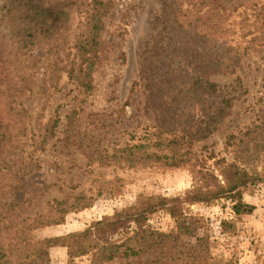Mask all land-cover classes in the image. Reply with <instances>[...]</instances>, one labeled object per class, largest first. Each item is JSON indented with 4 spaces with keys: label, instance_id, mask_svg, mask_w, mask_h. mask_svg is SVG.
Returning <instances> with one entry per match:
<instances>
[{
    "label": "trees",
    "instance_id": "1",
    "mask_svg": "<svg viewBox=\"0 0 264 264\" xmlns=\"http://www.w3.org/2000/svg\"><path fill=\"white\" fill-rule=\"evenodd\" d=\"M117 2L0 0V264H29L33 259L50 261L51 250L62 239L39 241L35 231L92 206L95 194H103L111 183L95 180L97 191L92 196L84 192L66 194L63 199L46 203L43 210L42 205L36 204V213L28 211L33 203L29 194L20 200H7L15 173H22L30 162L39 167L40 155L54 141V146L61 144L68 151L90 140V148L99 147L91 163L106 169L188 165L198 168L199 180L191 195L141 202L134 209L133 219L162 209L173 219H186L191 206H207L226 198L231 200L237 219L223 220L222 234L236 236L239 219L253 215L256 210L254 205L244 202L243 196L264 185V170L251 172L236 158L232 162L226 158L215 160L209 166L208 162L217 155L212 153L207 159H199L194 148L220 129L235 101L224 98L211 114V109L205 106L206 98L216 94L218 84L207 83L206 79L234 74L247 57L264 53V0H243L233 8L220 0H160L161 15L154 25L155 30L163 26L159 31L160 45H147L143 72L132 87L134 91L144 85L145 108L154 114L155 124L143 134L127 132L129 138L124 142L115 140L106 144L107 131L97 136L100 125L105 127V123L93 119L95 114L88 115L84 104L97 89L95 74L105 55L102 41L105 20L116 9ZM49 8L56 11L55 28L42 19ZM63 77L80 93L68 111L60 136L59 110L50 112L46 122L42 114L50 91L58 90ZM35 93L39 104H44L40 114L25 101ZM258 121L241 138L231 134L227 150L233 147L242 152L246 145L250 149V144L264 142V104L259 108ZM258 129L262 130L260 136L255 135ZM66 163L55 162L57 173L65 170ZM184 234L192 235L188 228ZM179 237L175 232L140 228L122 242L101 246L91 264L130 262L150 253L157 255L156 264H238L234 259L214 258L201 252L185 261Z\"/></svg>",
    "mask_w": 264,
    "mask_h": 264
},
{
    "label": "rangeland",
    "instance_id": "2",
    "mask_svg": "<svg viewBox=\"0 0 264 264\" xmlns=\"http://www.w3.org/2000/svg\"><path fill=\"white\" fill-rule=\"evenodd\" d=\"M220 1L233 8L243 0ZM159 14L161 15L160 0H118L116 9L105 20L102 37L104 62L95 74L97 89L84 107L88 115H96L93 119L98 123H105V127L100 125L101 130L97 136L107 131L106 144H113L115 140L124 142L129 138L127 132L143 134L144 130L155 124L154 114L145 108L147 103L143 93L144 85L138 86L134 91L132 87L140 80L143 72L147 45H160L162 35L159 31L163 26L158 30L154 29ZM42 19L51 28L57 25L56 11L53 8L47 9ZM62 60L64 66L65 57ZM47 65L52 66L49 63ZM206 82L218 84L216 94L206 98L205 106L211 109V114H214L224 98L235 101L220 129L194 148L198 158L207 159L214 153L217 158L210 160L209 166H213L215 160L226 158L232 162L236 158L241 166L251 172L264 170L263 141L250 144V149L246 145L242 152L239 148H226L231 134L241 138L243 133L259 124L258 112L264 104V53L247 57L236 73L211 76ZM79 93L63 77L58 90H51L47 103H44L46 109L42 114L43 122H46L50 112L59 110L62 120L58 129L60 136L65 129L68 111ZM25 101L27 105H33L40 114V108L44 104H39L37 93L32 99ZM261 132L258 129V134L255 135L260 136ZM84 142L85 144L67 151L61 144L54 146V141L49 150L40 155L42 162L39 167L35 168L34 163L30 162L28 168L22 173H15L13 177L7 200H20L29 194L33 200L28 208L30 213L38 211L36 204L42 205L43 210L46 203L63 199L66 194L77 195L84 192L92 196L97 191L95 180L102 183L111 181L103 194H95L92 206L49 222L35 231V237L39 241L47 238H60L62 241L51 250L50 261L33 259L29 264H91L101 246L122 242L140 228L180 235L185 261H189L192 254L201 252L214 258L234 259L238 264H264V185L244 194V202L254 205L256 210L253 215L239 219L236 236L222 234L221 222L237 219L232 211L231 200L226 198L207 206H191L186 219H173L166 209L133 219L134 209L141 202L191 195L199 180L198 168L193 165L131 170L101 168L91 163V157L99 147L90 148L91 141ZM64 161H67L65 170L57 173L55 162ZM44 191L46 192L43 193ZM37 199L39 201L34 203ZM122 224L125 225L121 226ZM187 228L192 235L184 234ZM86 231L89 232L77 236ZM156 257V254L150 253L139 260L114 264H156Z\"/></svg>",
    "mask_w": 264,
    "mask_h": 264
}]
</instances>
